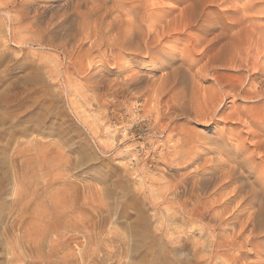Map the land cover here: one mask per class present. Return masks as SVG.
<instances>
[{"label":"rangeland","instance_id":"1","mask_svg":"<svg viewBox=\"0 0 264 264\" xmlns=\"http://www.w3.org/2000/svg\"><path fill=\"white\" fill-rule=\"evenodd\" d=\"M115 1L0 0V264H264V0Z\"/></svg>","mask_w":264,"mask_h":264},{"label":"bare ground","instance_id":"2","mask_svg":"<svg viewBox=\"0 0 264 264\" xmlns=\"http://www.w3.org/2000/svg\"><path fill=\"white\" fill-rule=\"evenodd\" d=\"M116 1H117V0H116ZM116 1H115V4H116ZM178 2H179V1H178ZM64 3H65V2H64ZM117 3H118V2H117ZM129 3H130V2H129ZM133 3H134V2H133ZM94 4H96V3H94ZM127 4H128V3H127ZM130 4H131V3H130ZM130 4H129V5H130ZM123 5H126V4H123ZM131 5H132V4H131ZM94 6H95V5H94ZM96 6H98V5H96ZM96 6H95V7H96ZM132 6H133V5H132ZM23 7H24V6H23ZM91 7H92V6H91ZM95 7H94V8H95ZM92 8H93V7H92ZM133 8H134V7H133ZM11 9H12V8H11ZM90 10H93V9L90 8ZM94 10H95V9H94ZM144 10H145V9H144ZM17 19H18V18H17ZM177 21H178V20H177ZM28 22H29V21H28ZM231 24H232V23H231ZM226 25H227V24H226ZM226 25H225V26H226ZM228 25H229V24H228ZM176 27H177V25H176ZM176 27H175V28H176ZM178 27H179V26H178ZM229 27H231V26H229ZM175 28H174V29H175ZM31 29H32V28H31ZM174 29H173V30H174ZM175 31H177V30H175ZM178 31H179V29H178ZM96 36H98V35H96ZM38 37H40V36H38ZM87 37H88V36H87ZM43 39H44V38H43ZM127 39H128V38H127ZM122 41H124V39H123ZM83 43H84V42H83ZM122 43H124V42H122ZM125 43H126V41H125ZM127 43H128V41H127ZM130 43H131V42H130ZM60 44H61V43H60ZM146 44H147V43H146ZM129 45H130V44H129ZM252 47H253V46H252ZM249 48H250V47H249ZM136 49H137V48H136ZM104 56H105V55H104ZM110 62H111V61H110ZM113 67H114V66H113ZM228 67H229V66H228ZM142 79H143V78H142ZM139 80H140V79H139ZM167 84H168V83H167ZM224 84H225V83H224ZM153 87H154V86H153ZM175 87H176V86H175ZM256 87H257V86H256ZM180 90H181V89H180ZM165 91H166V90H165ZM147 92H148V91H147ZM162 93H163V92H162ZM176 97H177V96H176ZM177 98H178V97H177ZM184 99H185V98H184ZM113 101H114V100H113ZM176 102H177V101H176ZM168 111H169V110H168ZM213 112H214V111H213ZM188 115H189V113H188ZM170 116H171V115H170ZM238 123H239V122H238ZM164 126H165V125H164ZM189 161H190V159H189ZM191 162H192V161H191ZM194 163H195V162H194ZM231 168H232V167H231ZM229 171H230V170H229ZM185 172H186V171H185ZM198 172H199V171H198ZM235 172H236V171H235ZM182 173H183V172H182ZM201 173H202V172H201ZM206 174H207V173H206ZM164 175H165V174H164ZM210 175H211V174H210ZM215 175H216V174H215ZM200 176H201V175H200ZM200 176H199V177H200ZM227 177H228V176H227ZM180 180H181V179H180ZM176 181H177V180H176ZM180 183H181V182H180ZM260 183H261V182H260ZM261 184L264 185V183H261ZM190 185H191V184H190ZM192 186H193V185H192ZM218 186H219V184H218ZM193 187H194V186H193ZM215 188H216V187H215ZM206 189H207V188H206ZM236 190H237V189H236ZM212 193H213V192H212ZM230 194H231V193H230ZM257 195H258V194H257ZM179 196H180V195H179ZM241 197H242V196H241ZM261 197H262V196H261ZM225 198H226V197H225ZM185 199H186V198H185ZM228 199H229V198H228ZM250 199L252 200V198H250ZM261 199H262V198H260L259 200H261ZM229 200H230V199H229ZM249 201H250V200H249ZM259 203H260V202H259ZM261 204H262V203H260V205H261ZM263 204H264V203H263ZM258 206H259V205H258ZM211 207H212V206H211ZM214 208H215V207H214ZM234 208H235V207H234ZM260 208H261V207H260ZM207 211H208V210H207ZM209 213H210V212H209ZM260 213H261V212H260ZM203 215H204V214H203ZM218 215H219V214H218ZM218 215H217V216H218ZM259 220H260V218H259ZM55 221H57V220H55ZM61 221H62V220H60V222H61ZM67 221H68V220H67ZM55 223H57V222H54L53 225H55V227H56V224H55ZM65 223H66V221H65ZM67 223H68V222H67ZM67 223H66V224H67ZM58 224H59V222H58ZM68 224H69V223H68ZM71 224H72V223H71ZM53 225H52V226H53ZM59 225H60V224H59ZM59 225H58V230H59ZM74 225H76V224L74 223L73 226H74ZM69 226H71V225H69ZM73 226H72V228H73ZM209 226H210V225H209ZM230 226H231V225H230ZM75 227H76V226H75ZM77 228H78V225H77ZM238 228H239V226H238ZM250 229H251V228H250ZM55 230H56V229H55ZM64 230H65V229H64ZM76 230H78V229H76ZM258 230H259V229H258ZM61 231H62V230H61ZM242 234H243V233H242ZM249 234H250V233H249ZM56 235H57V234H56ZM250 235H251V234H250ZM246 237H247V236H246ZM234 240H235V239H234ZM236 253H237V252H236ZM244 263H245V262H244Z\"/></svg>","mask_w":264,"mask_h":264}]
</instances>
